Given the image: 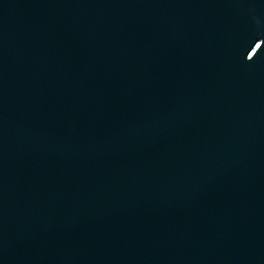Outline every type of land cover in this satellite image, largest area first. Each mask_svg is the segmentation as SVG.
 Returning a JSON list of instances; mask_svg holds the SVG:
<instances>
[{
	"label": "water",
	"instance_id": "1",
	"mask_svg": "<svg viewBox=\"0 0 264 264\" xmlns=\"http://www.w3.org/2000/svg\"><path fill=\"white\" fill-rule=\"evenodd\" d=\"M0 264H264V0H0Z\"/></svg>",
	"mask_w": 264,
	"mask_h": 264
}]
</instances>
